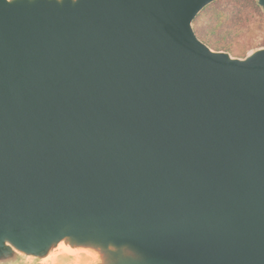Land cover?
I'll return each instance as SVG.
<instances>
[{
    "label": "water",
    "instance_id": "95a60500",
    "mask_svg": "<svg viewBox=\"0 0 264 264\" xmlns=\"http://www.w3.org/2000/svg\"><path fill=\"white\" fill-rule=\"evenodd\" d=\"M212 1L0 0V264H264V46Z\"/></svg>",
    "mask_w": 264,
    "mask_h": 264
},
{
    "label": "rangeland",
    "instance_id": "374dc122",
    "mask_svg": "<svg viewBox=\"0 0 264 264\" xmlns=\"http://www.w3.org/2000/svg\"><path fill=\"white\" fill-rule=\"evenodd\" d=\"M253 1L257 6L246 0L212 1L193 19L195 33L211 35L221 45L220 49L211 48L226 50L237 57H244L252 50L264 46V11L256 0ZM18 264L44 263L22 258Z\"/></svg>",
    "mask_w": 264,
    "mask_h": 264
},
{
    "label": "trees",
    "instance_id": "16d2710c",
    "mask_svg": "<svg viewBox=\"0 0 264 264\" xmlns=\"http://www.w3.org/2000/svg\"><path fill=\"white\" fill-rule=\"evenodd\" d=\"M248 2H252L255 4V2L253 0H246ZM256 5V4H255ZM257 6V5H256ZM197 33V32H196ZM198 37L200 39H202L203 41H205L210 47H213L215 49H220L219 47L221 45H219V40H217L216 38L212 37L211 35H200L198 34Z\"/></svg>",
    "mask_w": 264,
    "mask_h": 264
},
{
    "label": "bare ground",
    "instance_id": "6f19581e",
    "mask_svg": "<svg viewBox=\"0 0 264 264\" xmlns=\"http://www.w3.org/2000/svg\"><path fill=\"white\" fill-rule=\"evenodd\" d=\"M65 250L70 251V249H68V248H65Z\"/></svg>",
    "mask_w": 264,
    "mask_h": 264
}]
</instances>
